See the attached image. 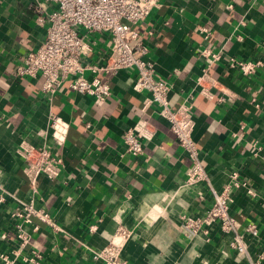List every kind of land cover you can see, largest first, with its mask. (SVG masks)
<instances>
[{
  "label": "crops",
  "instance_id": "0c3cea01",
  "mask_svg": "<svg viewBox=\"0 0 264 264\" xmlns=\"http://www.w3.org/2000/svg\"><path fill=\"white\" fill-rule=\"evenodd\" d=\"M41 1L48 11L54 9ZM47 26V21L38 22L33 0H0V194L7 197L0 204V232L12 225L7 211L33 201L59 227L34 217L40 230L33 233L31 246L41 252V264H102L93 249L106 246L120 227L130 233L122 249L127 264H249L247 256L231 247L232 234L219 224L197 235L184 226L186 215L205 213L212 187L221 190L237 171L247 185L233 190L231 212L242 227L257 225L258 235L247 234L246 240L250 256L261 259L264 67L246 76L230 62L264 61V0H160L135 25L157 74L172 85L170 106H192L193 138L210 180L189 186L184 183L190 160L157 104L144 109L149 93L134 90L132 70L100 75L111 85L104 100L77 93L68 82L50 99L41 76L16 75L20 60L44 40ZM90 38L94 50L87 60L103 64L110 35ZM204 48L221 53L209 72L221 89L236 94L227 101L218 100L223 94L218 90L214 98L199 92L197 78L208 64ZM52 113L69 124L61 148L64 166L57 180L40 178L35 192L25 176L20 147L23 141L50 140ZM141 117L156 124L157 135L135 157L123 134Z\"/></svg>",
  "mask_w": 264,
  "mask_h": 264
},
{
  "label": "built area",
  "instance_id": "2783aa9c",
  "mask_svg": "<svg viewBox=\"0 0 264 264\" xmlns=\"http://www.w3.org/2000/svg\"><path fill=\"white\" fill-rule=\"evenodd\" d=\"M54 4L48 11L41 0H33V6L40 23L47 21V33L41 44L25 54L16 67L18 76H41L42 90L50 99L68 82L77 93L104 100L111 94V85L100 77L101 74L132 70L135 73L133 88L137 92H148L144 99V109L157 104L158 114L169 122L179 145L187 154L190 164L187 168L185 185L189 186L210 180L204 166L200 149L193 138L195 116L192 106L180 104L177 109L170 106L172 85L157 74L156 64L149 57V46L143 40L135 25L146 20L160 5V0H45ZM205 31L208 37L209 32ZM95 33L110 35V49L103 64L92 63L87 57L94 50L90 38ZM264 43V40H263ZM201 54L206 57L207 66L197 78L199 92L209 98L229 100L236 94L219 87V80L209 72L210 66L221 58V53L204 48ZM231 66L242 74L251 76L264 67L263 59L231 58ZM87 72L96 74L93 78ZM218 94V93H217ZM68 122L56 113L51 114L48 134L50 140L40 144L23 141L20 153L24 158V173L37 191L38 182L43 176L54 181L59 178L64 166L61 148L67 140ZM157 135V126L149 117L139 118L123 134L127 150L135 157L145 152L146 142ZM48 136V135H47ZM229 182L221 190L212 187V203L201 216L186 215L184 226L194 235L209 233L210 228L219 224L224 232L232 234L231 247L238 254L247 256L249 264H261V259H253L248 250L247 234L258 235V227L249 223L242 224L231 212L233 190L246 186L237 171L229 174ZM252 192V191H251ZM4 193L0 194V204L6 202ZM12 219L11 227L0 232V264H41V252L31 246L33 233L40 230L34 221L38 217L48 222L56 230L59 227L45 210L37 208L33 201L22 202L18 207L7 211ZM130 233L123 227L118 228L109 243L93 249V256L102 264H127L122 257V249Z\"/></svg>",
  "mask_w": 264,
  "mask_h": 264
}]
</instances>
